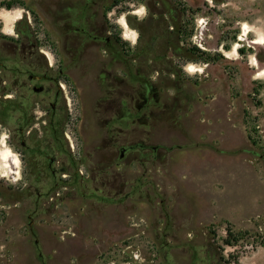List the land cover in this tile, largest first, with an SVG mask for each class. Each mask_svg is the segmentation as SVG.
<instances>
[{
    "label": "rangeland",
    "instance_id": "rangeland-1",
    "mask_svg": "<svg viewBox=\"0 0 264 264\" xmlns=\"http://www.w3.org/2000/svg\"><path fill=\"white\" fill-rule=\"evenodd\" d=\"M96 1L91 12L97 10L126 54L148 49L144 62L124 57L130 72L158 66L149 74L159 78L165 110L148 125L128 121L123 127L149 132L155 143L172 149L165 160L147 165L144 176L135 162L114 166L127 178L122 196H105L107 186L77 177L75 197L33 215L32 232L27 211L0 200V264H264V43L254 42L264 38V0ZM74 2L79 8L91 0H0V38L17 39L28 30L47 54L59 53L62 26L56 18ZM163 2L179 21L178 42L190 49L188 57L168 47L174 35ZM192 40L203 48L191 50ZM103 49L90 47L97 57L86 70L58 78L67 85V129L85 177L83 148L95 147L104 133L95 114L102 90L94 82ZM190 65L197 70L190 72ZM75 81L80 101L70 88ZM8 134L0 130V181L12 186L22 166L12 174L3 164L10 148L17 153ZM226 229L235 238L230 245L224 243Z\"/></svg>",
    "mask_w": 264,
    "mask_h": 264
},
{
    "label": "flooded vegetation",
    "instance_id": "flooded-vegetation-1",
    "mask_svg": "<svg viewBox=\"0 0 264 264\" xmlns=\"http://www.w3.org/2000/svg\"><path fill=\"white\" fill-rule=\"evenodd\" d=\"M96 2L91 0L90 4L79 8L74 2L61 8L56 18L62 26L59 53L47 54L31 40L30 33L22 30L17 39L0 38V130L9 132L8 142L17 150L15 153L10 148L9 173L15 174V169L22 166L21 170H16L21 176L12 186L0 181L3 185L0 200L12 201L13 207L19 205L20 210L27 211L31 232L33 215L54 211L56 200L75 197L77 177L85 184L107 186L103 192L105 196L112 191L115 196H122L127 178L116 172L114 166L135 162L144 176L149 171L147 165L165 160L166 152L170 151L169 147L155 143L149 132L123 127L128 121L148 125L149 119L159 120L161 111L165 110V104L160 109L159 78L154 80L149 74L158 66L151 65L147 71L136 68L134 74L130 72L128 59L124 57L132 56L144 62L146 54L142 53H147L148 49L126 54L117 35L99 20L97 10L91 12ZM163 12L173 18L172 8L164 2ZM172 30L173 26L170 33ZM99 44L104 49L102 58L98 59L99 73L94 82L99 84L102 93L95 101V114L104 133L95 147L83 148L85 177L75 165V158L77 161L81 158L75 157L74 135L67 129L71 114L67 85L58 78L78 68L86 70L87 62L97 57L90 54L89 48ZM155 71L158 75V70ZM78 86L75 81L70 88L80 101ZM8 91L14 94L8 95ZM81 129L82 120H79L78 136L83 138ZM116 185L120 186L118 190ZM59 188L63 192L60 193Z\"/></svg>",
    "mask_w": 264,
    "mask_h": 264
},
{
    "label": "trees",
    "instance_id": "trees-1",
    "mask_svg": "<svg viewBox=\"0 0 264 264\" xmlns=\"http://www.w3.org/2000/svg\"><path fill=\"white\" fill-rule=\"evenodd\" d=\"M171 20H172L171 24L173 26V30L171 31V33L174 35V40L170 41L169 45H170V47H171V49L175 55L181 56V57H188L187 52H189L190 49H187L183 46H180L179 42H178V33H179V29H180L179 21L177 19H174V17ZM25 32L29 33L28 30H25ZM191 50L199 51V49L196 46H193L191 48ZM226 232H227L228 237L225 238L224 243L230 245L231 239H232V241H235V238L232 237L233 234L229 229H226Z\"/></svg>",
    "mask_w": 264,
    "mask_h": 264
},
{
    "label": "bare ground",
    "instance_id": "bare-ground-1",
    "mask_svg": "<svg viewBox=\"0 0 264 264\" xmlns=\"http://www.w3.org/2000/svg\"><path fill=\"white\" fill-rule=\"evenodd\" d=\"M122 23H123V25H126V22H125V19L124 18H122ZM202 22H203V20L201 19L200 21H199V23H201L202 24ZM249 31V29H248V25H246V24H243V26H242V35H246V33ZM240 39H242V37H240ZM254 42L255 43H258V44H262V43H264V38H262V37H260V38H256V39H254ZM238 46V43H236L235 44V47H234V50L236 51V47ZM188 70L190 71V72H194V71H196L197 70V68L196 67H194V65H190V67L188 68ZM260 73H262V74H264V68L263 69H260ZM2 160H3V164H4V166H5V168H7V171H9V165H8V162L10 161L9 160V155H7V154H4L3 156H2Z\"/></svg>",
    "mask_w": 264,
    "mask_h": 264
},
{
    "label": "built area",
    "instance_id": "built-area-1",
    "mask_svg": "<svg viewBox=\"0 0 264 264\" xmlns=\"http://www.w3.org/2000/svg\"><path fill=\"white\" fill-rule=\"evenodd\" d=\"M192 43L194 46L197 45L198 47L203 48L199 40H192ZM133 257L135 260L138 259V253L137 252L133 253Z\"/></svg>",
    "mask_w": 264,
    "mask_h": 264
},
{
    "label": "water",
    "instance_id": "water-1",
    "mask_svg": "<svg viewBox=\"0 0 264 264\" xmlns=\"http://www.w3.org/2000/svg\"><path fill=\"white\" fill-rule=\"evenodd\" d=\"M172 148H169V150H171ZM29 225H31V223H29Z\"/></svg>",
    "mask_w": 264,
    "mask_h": 264
}]
</instances>
